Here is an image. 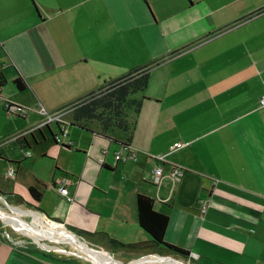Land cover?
Segmentation results:
<instances>
[{
    "label": "crops",
    "instance_id": "obj_1",
    "mask_svg": "<svg viewBox=\"0 0 264 264\" xmlns=\"http://www.w3.org/2000/svg\"><path fill=\"white\" fill-rule=\"evenodd\" d=\"M143 68L116 160L129 131L65 109ZM0 79V264H264V0H0ZM41 109L66 111L59 143ZM138 194L187 256L140 227ZM51 231L77 249L51 254Z\"/></svg>",
    "mask_w": 264,
    "mask_h": 264
},
{
    "label": "trees",
    "instance_id": "obj_2",
    "mask_svg": "<svg viewBox=\"0 0 264 264\" xmlns=\"http://www.w3.org/2000/svg\"><path fill=\"white\" fill-rule=\"evenodd\" d=\"M0 79V85L2 86ZM148 73L147 69H138L130 72L120 79L105 83L99 90L92 92L84 97L80 102L72 105L73 123H78L82 118L95 120L102 125L103 131L118 128L123 131H129L126 142L120 145H129L132 137L134 122L127 120V109L135 111L137 115L140 108V101L131 99V95L142 91L147 87ZM17 90H23L25 84L21 77L13 81ZM131 125V127H130ZM130 127V128H129ZM30 196L38 200L40 193L34 188H29ZM136 206L138 213V223L151 237L156 245H163L169 251L178 255L187 256V252L173 245L164 242V233L168 224V217L156 212L153 209V200L144 195H137Z\"/></svg>",
    "mask_w": 264,
    "mask_h": 264
},
{
    "label": "built area",
    "instance_id": "obj_3",
    "mask_svg": "<svg viewBox=\"0 0 264 264\" xmlns=\"http://www.w3.org/2000/svg\"><path fill=\"white\" fill-rule=\"evenodd\" d=\"M0 90H1V85H0ZM261 104L264 105V97L261 99ZM72 107L74 106H70L68 108H66L65 110L66 111H72ZM4 110L9 113V114H12V115H19V116H25L26 114V109L25 108H22L20 106H17V105H14L12 103H9V102H5L4 104ZM66 111H61V112H57L55 114H51V115H48L47 112L44 110V109H41L40 112L46 116L47 118V121L45 122V124H49L51 122H57L59 124V127H60V133L59 135H55L54 136V141L56 143H59L61 141V138L65 136L66 134V122L63 121L62 117L64 115V113ZM183 144L181 143H176V144H173L172 146H170V150H173L175 148H179L181 147ZM125 151V155H123L122 151ZM26 156H29L30 155V152L29 151H25L24 152ZM115 159L116 160H125L127 158H130V159H135L136 157V154L134 152V150L131 148L130 145H126L124 146L123 145H120L118 150L115 152ZM157 160H160V161H163L164 160V156L163 155H159V156H156L155 157ZM15 171L13 169L12 166L9 167V170H8V173L7 175L9 177H12L14 175ZM181 174V171H179L177 168L174 169L171 171L170 173V176L172 178H178ZM162 175V168L161 167H157L154 169V183H158L159 182V179ZM61 185L58 189L59 191V194L61 196H67V188H66V185H67V181L66 179H62L61 180ZM67 199L69 200V198L67 197ZM202 211H204V208H202Z\"/></svg>",
    "mask_w": 264,
    "mask_h": 264
},
{
    "label": "rangeland",
    "instance_id": "obj_4",
    "mask_svg": "<svg viewBox=\"0 0 264 264\" xmlns=\"http://www.w3.org/2000/svg\"><path fill=\"white\" fill-rule=\"evenodd\" d=\"M51 230H53V229L51 228ZM41 231H44V229H42ZM54 232L55 231H51V237L45 236V238H42V237L39 238V240L40 239L49 240V241H45V242H47L48 245H51V247L48 249V251L51 252V254L63 256V253H62L63 250H66L68 252L72 250V248H70V246L76 247V249H77V240L72 238L68 233H66L64 231L61 232L62 234H59L58 231L56 233H54ZM87 253L89 255H91L92 257H94V255L91 254L90 252H87ZM170 257L177 259V262H179L180 264H193V262L191 260L188 261V259L184 258V257L180 258V257L174 256V255H172ZM88 263L90 264V262H88ZM67 264H73V263H67Z\"/></svg>",
    "mask_w": 264,
    "mask_h": 264
},
{
    "label": "bare ground",
    "instance_id": "obj_5",
    "mask_svg": "<svg viewBox=\"0 0 264 264\" xmlns=\"http://www.w3.org/2000/svg\"><path fill=\"white\" fill-rule=\"evenodd\" d=\"M52 223V222H51ZM71 236V235H70Z\"/></svg>",
    "mask_w": 264,
    "mask_h": 264
}]
</instances>
